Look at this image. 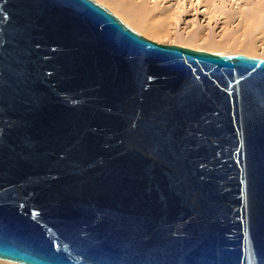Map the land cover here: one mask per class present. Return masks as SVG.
<instances>
[{
    "label": "water",
    "instance_id": "obj_1",
    "mask_svg": "<svg viewBox=\"0 0 264 264\" xmlns=\"http://www.w3.org/2000/svg\"><path fill=\"white\" fill-rule=\"evenodd\" d=\"M0 259L264 264V58L0 0Z\"/></svg>",
    "mask_w": 264,
    "mask_h": 264
},
{
    "label": "rangeland",
    "instance_id": "obj_2",
    "mask_svg": "<svg viewBox=\"0 0 264 264\" xmlns=\"http://www.w3.org/2000/svg\"><path fill=\"white\" fill-rule=\"evenodd\" d=\"M95 1L158 43L264 58V0ZM146 21L155 23L162 32H149Z\"/></svg>",
    "mask_w": 264,
    "mask_h": 264
},
{
    "label": "bare ground",
    "instance_id": "obj_3",
    "mask_svg": "<svg viewBox=\"0 0 264 264\" xmlns=\"http://www.w3.org/2000/svg\"><path fill=\"white\" fill-rule=\"evenodd\" d=\"M145 25H146V28L148 29V31L151 33H154V35H158L159 33L162 32V30H161L162 28L160 29L155 23L146 21ZM0 261H6V262L14 263V264H20V263H15V262L3 260V259H0Z\"/></svg>",
    "mask_w": 264,
    "mask_h": 264
}]
</instances>
